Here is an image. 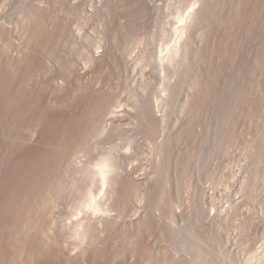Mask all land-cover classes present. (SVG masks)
<instances>
[{"label": "rangeland", "instance_id": "1", "mask_svg": "<svg viewBox=\"0 0 264 264\" xmlns=\"http://www.w3.org/2000/svg\"><path fill=\"white\" fill-rule=\"evenodd\" d=\"M144 1L13 0L0 8V70L16 75L15 84L32 99L30 104L25 100L28 110L24 102L18 107L21 117L0 112V119H13L0 120L4 174L16 163L43 166L37 155L50 152L53 132L73 121L76 129L84 133L83 125L94 135L77 141V164L92 163L112 150V176L130 187L125 193L121 182L113 185L116 206L92 217L98 240L82 244L89 252L83 254L84 264H264V0ZM205 5L212 14L205 13L207 18ZM182 14L188 18L183 26ZM38 19L49 40L27 37V28ZM27 58L36 66L23 81ZM97 101L104 102L97 106L99 118L90 107ZM146 102L154 119L149 118L160 122L155 138L140 118ZM14 129L25 135L17 137ZM68 175L69 190L73 178ZM82 179L86 184L88 179ZM63 193L54 200L71 209L75 194ZM152 195L161 203H152ZM73 216L65 223L78 219ZM64 235L60 232L59 241ZM36 262L29 264H47Z\"/></svg>", "mask_w": 264, "mask_h": 264}, {"label": "bare ground", "instance_id": "2", "mask_svg": "<svg viewBox=\"0 0 264 264\" xmlns=\"http://www.w3.org/2000/svg\"><path fill=\"white\" fill-rule=\"evenodd\" d=\"M126 1V0H125ZM135 1V0H133ZM144 1V0H143ZM194 1V0H193ZM201 1V0H200ZM203 1V0H202ZM124 2V1H123ZM145 2V1H144ZM206 2V1H204ZM210 2V1H209ZM213 2V1H212ZM141 3V2H140ZM191 3V2H190ZM189 3V5H190ZM197 3V2H196ZM196 3H194L196 5ZM208 3V1H207ZM205 3V4H207ZM128 4V3H127ZM142 5L144 3H141ZM203 4V3H202ZM212 4V3H210ZM129 5V4H128ZM140 6V4H138ZM137 5V6H138ZM208 5V4H207ZM207 5H205V9L203 14L206 16V14H210L211 10L209 11V6L206 7ZM113 6V5H112ZM117 6V4H116ZM126 6V5H125ZM192 7V5H190ZM194 6V5H193ZM124 7V6H123ZM129 7V6H128ZM127 7V8H128ZM135 7V6H134ZM195 7V6H194ZM204 7V6H203ZM202 7V8H203ZM121 8V7H120ZM189 8V6H188ZM212 8V7H211ZM124 9V8H123ZM134 9V8H133ZM187 9V8H186ZM143 10V9H142ZM185 10V9H184ZM190 10V9H189ZM188 10V12H189ZM128 11V10H126ZM191 11V10H190ZM193 11V10H192ZM122 12V11H121ZM137 11V15H138ZM187 12V11H186ZM210 12V13H209ZM127 13V12H126ZM192 13V12H191ZM206 13V14H205ZM203 14L201 13V15H199V18L203 17ZM207 14V15H208ZM124 15V14H123ZM133 15V14H132ZM136 15V17H137ZM141 15V14H140ZM189 15V13H188ZM196 15V14H195ZM212 15V14H210ZM185 16V14H184ZM202 16V17H201ZM204 16V19H205ZM217 16V15H216ZM128 17V16H126ZM195 17V16H194ZM212 17V16H211ZM219 17V16H218ZM186 19H188L187 17H185ZM183 17V14L181 15V18L179 19V24H183L184 21L186 20ZM198 18V17H196ZM198 18V20H199ZM207 18V16H206ZM217 18V17H214ZM35 19V18H34ZM132 19V18H131ZM136 19V18H135ZM190 19V18H189ZM223 19V18H222ZM134 20V19H133ZM35 21V20H34ZM38 25L39 21L41 23V20L38 19L37 20ZM131 21V20H130ZM200 21V20H199ZM206 21V20H205ZM213 21V20H212ZM197 22V21H196ZM36 23V25H37ZM43 23V22H42ZM133 23V22H132ZM198 23V22H197ZM178 24V25H179ZM181 24V25H182ZM186 24V22H185ZM196 24V23H195ZM35 25V24H34ZM32 26L33 28L36 26ZM42 25V24H41ZM40 25V26H41ZM124 25V24H123ZM133 25V24H132ZM203 25V24H202ZM36 26V30L31 27L27 28V37L29 35V39L33 40V38L37 39V40H41L42 41L47 37L45 35L44 32H42V27L43 26ZM177 26V25H176ZM183 26V25H182ZM191 26V25H190ZM196 26V25H195ZM59 27V26H58ZM57 27V28H58ZM129 27V26H128ZM180 27V26H179ZM197 27V26H196ZM65 28V27H64ZM123 28V27H122ZM1 29V28H0ZM32 29V30H31ZM44 29V27H43ZM128 29V28H126ZM177 29V28H176ZM179 29H184V28H178L177 33L179 32ZM190 29V28H189ZM62 30V28H61ZM65 30V29H63ZM125 30V29H124ZM3 31V29L1 30ZM126 32V31H125ZM172 32V31H171ZM3 33V32H2ZM59 33V32H58ZM165 33V32H164ZM180 34V33H179ZM1 35V33H0ZM171 35V34H170ZM45 38H44V37ZM174 35H172L173 37ZM182 36V34H181ZM181 36L179 38H181ZM2 37V35H1ZM43 37V38H42ZM183 37V36H182ZM177 38V37H176ZM175 38V39H176ZM47 39V38H46ZM51 39V38H50ZM116 39V38H114ZM39 40V41H40ZM49 40V39H47ZM47 40L46 42H42L43 44H47ZM45 41V40H44ZM113 41V40H112ZM36 42V41H35ZM51 42V41H50ZM115 42V41H114ZM40 43V42H39ZM180 43V42H179ZM38 44V43H37ZM45 44V45H46ZM52 44V43H51ZM114 44V43H113ZM42 45V44H41ZM123 45V44H122ZM178 45V44H177ZM48 46V45H47ZM46 46V48H47ZM110 46V45H109ZM117 46V45H116ZM30 48V47H29ZM45 48V47H44ZM43 48V49H44ZM176 48V47H175ZM107 51V50H106ZM175 51V49H174ZM50 52V51H49ZM53 52V51H52ZM171 52V50L169 51ZM168 52V53H169ZM167 53V54H168ZM174 53V52H173ZM176 53V52H175ZM104 54V53H103ZM117 54V53H115ZM30 56V55H29ZM171 56V55H168ZM172 56H174L172 54ZM104 57V56H103ZM165 57V56H164ZM163 57V60L164 59ZM167 57V56H166ZM165 57V58H166ZM25 58V57H24ZM23 58V60H24ZM31 58V56H30ZM111 58V57H110ZM170 58V57H169ZM173 59V57H171ZM33 59V58H32ZM35 59V58H34ZM108 59V58H107ZM167 59V58H166ZM100 61V60H99ZM116 61V60H115ZM114 61V62H115ZM167 61V60H166ZM173 61V60H172ZM60 62V61H59ZM103 62V61H101ZM106 62V61H105ZM118 62V61H117ZM169 62V60H168ZM16 63V62H15ZM14 63V64H15ZM24 63V69H25V74H22V80L24 81L25 78H27L26 76H29V73L32 71L33 67V60L27 58V60L23 61ZM109 63V62H108ZM107 63V64H108ZM111 63V62H110ZM165 63V62H164ZM171 63V62H169ZM11 64H13L11 62ZM11 66L12 67H16V66ZM105 64V63H104ZM21 65H23L21 63ZM20 65V67H18L19 65L17 64V68H21L22 66ZM101 65V64H100ZM99 65V66H100ZM114 65V64H113ZM2 66V65H1ZM38 67V66H37ZM45 67V66H44ZM3 68V67H2ZM6 68V67H4ZM40 68V67H39ZM99 68V67H98ZM103 68V67H102ZM23 69V68H22ZM21 69V70H22ZM23 69V70H24ZM165 69V68H164ZM163 69V70H164ZM14 69H11V72ZM17 70V69H16ZM41 70V69H40ZM9 70H0V112H4V114H12L14 115L19 114L21 112H18V109L21 108L19 106H22V104L26 103V101H28L27 99H25V90L21 87V84H19V86H17L15 84L16 79H18V77H16V75L14 77H16V79L11 75L10 72H8ZM23 72V71H22ZM37 72V71H36ZM12 73H17L12 72ZM35 74V73H34ZM113 74V73H112ZM20 76V75H19ZM68 76V75H67ZM72 76V75H71ZM33 77V76H31ZM105 77V76H104ZM30 79V78H29ZM74 79V78H73ZM77 80V79H76ZM21 81V80H20ZM19 81V83H20ZM45 81V80H44ZM67 81V80H66ZM69 81V80H68ZM72 81V80H71ZM78 81V80H77ZM76 81V82H77ZM53 82V81H52ZM51 82V83H52ZM217 82V81H215ZM25 83V82H24ZM35 83V82H33ZM50 83V84H51ZM56 83V82H53ZM74 83V82H73ZM72 83V84H73ZM78 83V82H77ZM80 83V82H79ZM99 83V82H98ZM18 84V83H17ZM57 84V83H56ZM182 84V83H181ZM180 84V85H181ZM27 85V83H26ZM42 85V84H41ZM44 85V84H43ZM54 85V84H53ZM67 86V85H66ZM72 86V85H71ZM56 87V86H55ZM59 87V86H58ZM68 87V86H67ZM80 87V86H79ZM92 87V86H91ZM173 87V86H172ZM29 88V87H28ZM60 88V87H59ZM82 88V85H81ZM90 88V87H89ZM176 88V86H175ZM179 88V87H178ZM200 88V87H199ZM56 89V88H55ZM75 89V88H74ZM205 89V88H204ZM58 90V89H57ZM56 90V91H57ZM60 90V89H59ZM63 90V89H62ZM65 90V89H64ZM77 89H75L76 91ZM82 90H86L82 88ZM45 91V90H44ZM71 91V90H70ZM81 91V89L79 90ZM90 91V89H89ZM92 91V90H91ZM95 91V90H94ZM204 91V90H203ZM207 91V90H206ZM210 91V89H209ZM52 92V91H51ZM61 92V91H60ZM77 92V91H76ZM96 92V91H95ZM94 92V93H95ZM99 92V91H98ZM177 92V91H176ZM242 92V90H241ZM240 92V93H241ZM53 93V92H52ZM80 93V92H79ZM38 94V93H37ZM81 94V93H80ZM79 94V95H80ZM86 94V93H84ZM172 94V93H171ZM174 94V93H173ZM210 94V93H209ZM55 95V93H54ZM69 95V94H68ZM103 95V94H102ZM40 96V95H39ZM83 96V95H82ZM90 96V95H89ZM98 96V95H97ZM101 96V94H100ZM37 97V96H36ZM41 97V96H40ZM55 97V96H54ZM75 97V96H74ZM106 97V96H104ZM176 97V95H175ZM218 97V96H217ZM216 97V99H217ZM27 98V97H26ZM66 98V97H65ZM81 98V97H80ZM97 100L98 98L95 97ZM238 98V97H237ZM47 99V98H46ZM101 99V97L99 98ZM177 99V98H176ZM240 99V98H239ZM32 100V99H30ZM30 100L28 101V103H32L30 102ZM66 100V99H65ZM70 100V99H68ZM67 100V101H68ZM73 100V99H72ZM76 100V99H75ZM85 100V99H84ZM94 100V99H91ZM207 100V99H206ZM214 100V99H213ZM238 100V99H237ZM36 101V99H35ZM39 101V100H38ZM51 101V100H50ZM71 101V100H70ZM95 101V100H94ZM100 101V100H98ZM98 101L94 103L95 106H89L91 107L92 111L93 109L97 110L100 109L99 105L101 102L99 103V105L97 104ZM197 101V100H196ZM203 100H199L197 102H201ZM217 101V100H216ZM219 101V100H218ZM24 102V103H22ZM48 102V101H47ZM204 102V101H203ZM214 102V101H213ZM241 102V101H240ZM93 103H91L93 105ZM21 104V105H20ZM60 104V103H59ZM81 104V103H80ZM86 104V103H85ZM88 104V103H87ZM196 104V103H195ZM202 104V103H201ZM103 105V104H102ZM101 105V107H103ZM28 106V107H27ZM76 106V105H75ZM86 106V105H85ZM99 106V107H97ZM19 107V108H18ZM25 109H29V105H24L22 106ZM27 107V108H26ZM34 107V106H33ZM37 107V106H36ZM95 107V108H94ZM97 107V108H96ZM150 107L149 104H147V102L145 103V106L142 107L141 109V121L143 123V125L146 126L147 123V128L146 130L149 131V134L153 135V138H155V134L157 133V129H158V124L160 122L157 121H152L151 119H154V117H150V115L152 116V113L150 112ZM191 107V106H190ZM22 108V109H23ZM31 108V106H30ZM51 108V107H50ZM85 108V107H84ZM104 108V107H103ZM108 108V107H106ZM111 108V107H110ZM194 108V107H193ZM35 109V108H34ZM78 109V108H77ZM81 109V108H80ZM192 109V108H191ZM199 109V108H198ZM20 111H22L21 109H19ZM105 110V109H103ZM100 113H102V111ZM98 111V112H97ZM95 113L96 115L99 113V110H97ZM103 111V112H107ZM114 111V110H113ZM131 111V110H130ZM18 112V113H17ZM24 112V111H23ZM29 112V111H28ZM31 112V111H30ZM83 112V111H82ZM89 116L90 114H92V112L89 110ZM94 113V112H93ZM111 114L114 112H110ZM116 113V112H115ZM9 114V115H10ZM23 114V113H22ZM21 114V115H22ZM103 114V113H102ZM108 114V113H106ZM105 114V115H106ZM20 115V117H21ZM26 115V114H25ZM95 115V114H94ZM93 115V117H94ZM95 115V117H96ZM104 115V114H103ZM101 115V116H103ZM155 115V114H154ZM2 116V115H0ZM8 116V115H7ZM88 116V117H89ZM99 115H97L98 117ZM107 116V115H106ZM112 116V115H111ZM10 117V116H9ZM6 117V118H9ZM23 117V116H22ZM78 117V116H77ZM92 117V116H91ZM151 119H150V118ZM5 117L3 116L4 119ZM5 118V120H6ZM24 118V117H23ZM81 118V117H80ZM86 118V117H85ZM99 118V117H98ZM148 118V119H147ZM0 119V120H1ZM10 119H12V117H10ZM63 119V118H62ZM76 119V118H75ZM87 119V118H86ZM95 119V118H94ZM93 119V120H94ZM102 119V118H101ZM104 119V118H103ZM9 120V119H8ZM7 120V121H8ZM13 120V119H12ZM15 120V119H14ZM77 120V119H76ZM75 120V122H76ZM84 120V118H83ZM89 120V119H88ZM96 120V119H95ZM99 120V119H98ZM108 120V119H107ZM151 120L152 123H150L149 121ZM6 121V122H7ZM66 121V120H65ZM69 121V120H68ZM67 121V122H68ZM86 121V125L88 123V126L90 125L89 123H91L90 121L87 122ZM3 122V121H2ZM5 122V123H6ZM82 122V121H81ZM80 122V124L82 125V123ZM94 121H92L93 124ZM157 122V123H156ZM69 123V122H68ZM66 123V125H64L65 127H63L64 129L60 128L59 130L56 131H52L54 134L52 135L50 140V143L53 145V148L50 152L48 151L46 153V151L44 152V150L42 151L43 153H40L39 159L41 162H43V166L42 163L40 161L41 166H39V164L36 162L34 163H28L26 162V164H20V163H16V164H12L11 169L9 172H6L4 174L3 169V165L5 166V164H2V162L4 161V157L3 155H0V173L3 175V177L1 176V178H3L2 181V189H3V194H2V202H1V206H0V244L3 243V246L0 245V262H2L3 264H29L32 263V261H38L36 263H41V262H53L52 264H84L83 263V258L84 255H86V250H84L85 248L82 247L86 244V240L89 242V244H91L94 240L97 241L98 240V225L94 224L91 219L94 215L99 213H108L110 210L112 211V208H114L116 205H114L115 203H111V201H115L112 200V198L114 197V195L112 194L113 189H111V187L113 185L117 186L120 185L121 180L118 178H113L112 176V172H113V167L116 165L115 161L116 159H113V154H112V150L110 151H106V154H102L96 159V161H92V163H88V164H84V165H79L77 164V160H75L77 154H79L80 151L77 147V145L79 146V141H86L87 139L91 138L93 135V132H91V128H89V131L87 133L86 127H83V125L81 126L84 129V133L81 132L80 130L76 129L73 125L75 123H73V121L71 122L72 124H68ZM76 124L78 125L79 122H76ZM85 124V123H84ZM91 124V125H92ZM99 124V123H98ZM109 124V123H108ZM76 125V126H77ZM94 125V124H93ZM92 125V126H93ZM101 125V124H100ZM99 125V126H100ZM161 125V124H160ZM2 126V124H1ZM7 126V125H6ZM9 126V125H8ZM11 126H13L11 124ZM79 126V125H78ZM91 126V127H92ZM95 126L98 127V125ZM94 126V127H95ZM15 127V126H14ZM13 127V128H14ZM17 127V126H16ZM20 127V126H18ZM59 127V126H58ZM80 127V128H81ZM6 128V127H5ZM12 128V129H13ZM102 128V126H101ZM29 129V128H28ZM55 129V128H54ZM58 129V128H57ZM96 129V128H94ZM160 129V128H159ZM158 129V130H159ZM4 130V129H3ZM10 130V129H9ZM15 130V129H14ZM99 130V128H98ZM102 130V129H101ZM104 130V129H103ZM16 135L19 138H22L25 134L23 132V130H18L16 129ZM11 132V130H10ZM103 132V131H101ZM100 132V133H101ZM147 132V131H146ZM5 133V132H4ZM26 133V132H25ZM83 133V134H82ZM15 134V133H14ZM24 134V135H23ZM31 134V133H30ZM29 134V135H30ZM52 134V133H51ZM50 134V135H51ZM28 135V133H27ZM92 135V136H91ZM151 135V136H152ZM10 136V135H8ZM7 137V135L5 136ZM16 137V136H14ZM96 137V136H95ZM27 138V137H26ZM25 138V140H26ZM87 138V139H86ZM18 139V138H16ZM15 139V141H16ZM3 140V139H2ZM90 140V139H89ZM7 141V140H6ZM20 141V140H19ZM24 140H21V142ZM78 141V142H77ZM83 141V143H84ZM5 142V140H4ZM20 142V143H21ZM26 142V141H24ZM77 142V143H76ZM89 142V141H88ZM17 143V142H16ZM76 143V144H75ZM50 144V145H51ZM81 144V142H80ZM23 145V144H22ZM49 145V144H48ZM76 145V146H75ZM171 147V146H170ZM169 147V148H170ZM1 148V147H0ZM83 148V147H82ZM165 148V147H164ZM3 149V148H2ZM78 149V150H77ZM8 150V149H7ZM41 150V149H40ZM49 150V149H48ZM74 150V151H73ZM90 150V148H89ZM168 150V149H167ZM166 150V151H167ZM39 151V150H38ZM73 151V152H72ZM91 151V150H90ZM3 152V150L1 151ZM86 152V151H85ZM89 152V151H88ZM168 152V151H167ZM166 152V153H167ZM170 152V151H169ZM5 153V152H4ZM99 154V153H98ZM163 154V153H162ZM168 154V153H167ZM171 154V153H170ZM169 154V155H170ZM35 155V154H34ZM84 155V153H83ZM86 155V154H85ZM91 155V154H90ZM164 155V154H163ZM97 156V154H96ZM171 156V155H170ZM10 157V156H8ZM82 157V156H81ZM167 157V156H166ZM86 158V157H85ZM90 158V157H89ZM163 158V157H162ZM34 159V158H33ZM78 159V158H77ZM94 159V158H93ZM23 160V159H22ZM89 160V159H88ZM169 160V159H168ZM21 161V160H20ZM24 161V160H23ZM166 161V160H164ZM79 162V161H78ZM81 162V160H80ZM83 162V160H82ZM114 162V163H113ZM14 163V162H13ZM168 163V162H167ZM83 164V163H82ZM118 164V163H117ZM161 165H166L165 164H161ZM167 166V165H166ZM162 167V166H161ZM165 167V166H164ZM160 168V166H159ZM163 168V167H162ZM168 168V167H167ZM116 169V168H115ZM114 169V170H115ZM8 170V169H7ZM167 171V169H165ZM158 171V170H157ZM161 171V170H160ZM164 171V170H163ZM165 171V172H166ZM162 172V171H161ZM114 172V176H115ZM124 173V172H123ZM160 173V172H159ZM68 174L71 175V177L73 178L71 180V184H70V191L66 188L68 186H66V182L64 181V176H67ZM122 174V173H121ZM165 174V173H164ZM80 175L81 180H79L77 177ZM117 175L119 176V172L117 173ZM126 175V174H125ZM69 176V175H68ZM117 177V176H115ZM127 177V176H126ZM169 177V176H168ZM88 179L86 184H85V180L82 179ZM121 178V177H120ZM161 178V177H160ZM166 177H164L165 179ZM122 179V178H121ZM125 179V178H124ZM128 179V178H127ZM126 179V180H127ZM159 179V178H158ZM1 180V179H0ZM84 180V181H83ZM125 180V181H126ZM131 180V178H130ZM161 180V179H160ZM163 180V178H162ZM89 181V182H88ZM128 181V180H127ZM84 182V186L86 185V187H83V183ZM134 182V181H133ZM163 182H166L163 180ZM138 183V182H137ZM167 183V182H166ZM163 183V184H166ZM66 184V185H65ZM88 184V185H87ZM123 186L121 188L124 189L125 193L127 190L130 189L129 186L123 184L121 182ZM127 184V183H126ZM130 185V184H129ZM113 186V187H115ZM133 186V185H131ZM166 186V185H165ZM129 187V188H128ZM162 187H164L162 185ZM153 188V187H152ZM20 189L23 190L22 194H20L19 196L17 195L18 191H21ZM116 189V188H115ZM122 189V190H123ZM166 189V188H165ZM165 189H159V190H165ZM1 190V189H0ZM65 190H67V193L70 195L75 194V197L73 198V205L70 204V206H73L71 209L66 208V206L62 207V205H58V203H56V201L54 200V196L55 194H62L63 192H65ZM117 190V189H116ZM133 190V189H132ZM131 190V191H132ZM69 191V192H68ZM123 191V193H124ZM136 191V189H135ZM80 192H82L80 194ZM155 192V190H154ZM160 192V191H159ZM159 192H155L154 195L155 197H159L157 194H159ZM1 193V192H0ZM122 193V194H123ZM136 193V192H135ZM163 193V191H162ZM165 193V192H164ZM163 193V194H164ZM167 193V191H166ZM165 193V195H166ZM64 194V193H63ZM62 194V195H63ZM150 195V193H148ZM152 194V193H151ZM65 195V194H64ZM72 195V196H73ZM113 195V196H112ZM125 194H123L124 196ZM162 196V195H161ZM160 196V198H161ZM63 197V196H62ZM65 197V196H64ZM126 197V196H125ZM149 197V196H148ZM155 197H153V202L154 203V199ZM66 198V197H65ZM166 198V197H165ZM124 199V198H123ZM159 199V198H158ZM117 200V199H116ZM127 200V199H126ZM124 199V201H126ZM160 200V199H159ZM162 201V200H161ZM161 201H156L155 202H159L161 203ZM165 201V199H164ZM168 201V200H167ZM170 201V200H169ZM119 203V202H118ZM167 203V202H166ZM67 204V203H66ZM129 204V203H128ZM118 205V204H117ZM169 205V204H168ZM171 206V205H170ZM67 207H69L67 205ZM166 207V205H165ZM164 207V208H165ZM170 208V207H169ZM168 209V208H167ZM77 210V211H76ZM115 210V209H114ZM120 210V209H119ZM171 210V209H170ZM118 211V210H117ZM77 212V213H76ZM123 212V211H122ZM6 213H9L8 215H6ZM4 214V215H3ZM74 216H73V215ZM6 215V216H5ZM69 215V216H68ZM78 217L73 218V221H68L70 222L69 224L65 221L67 220V218L72 219L70 216L73 217ZM81 215H83V217H80ZM109 215V214H108ZM107 215V216H108ZM111 216V215H110ZM115 216V215H113ZM112 216V217H113ZM90 220L88 222H86L87 219ZM99 218V217H98ZM116 219V217H114ZM113 218V219H114ZM68 219V220H69ZM77 219V220H76ZM96 219V218H94ZM106 219H108L105 216L104 221H107ZM111 219V220H113ZM86 220V221H85ZM101 220V218H100ZM111 220H109L111 222ZM98 221V220H97ZM109 221L107 223H109ZM92 222V223H91ZM99 223V222H98ZM106 223V222H105ZM112 224V223H111ZM97 226V227H96ZM111 226V225H110ZM113 227V225H112ZM107 228V227H106ZM67 230V231H66ZM109 230V229H108ZM110 231V230H109ZM60 232L62 234H65L64 236L66 237L65 239L62 236L63 239L61 241H59V238L57 237ZM66 232V233H63ZM105 232V231H104ZM111 232V231H110ZM109 233V232H108ZM112 234V233H109ZM108 234V235H109ZM106 238V237H105ZM104 238V239H105ZM113 238V237H112ZM67 239H71L72 243H68ZM90 239V240H89ZM66 240V241H65ZM70 240V241H71ZM103 240V239H102ZM64 241V242H62ZM100 241V240H99ZM98 241V242H99ZM106 241V240H105ZM2 242V243H1ZM87 242V243H88ZM103 242V241H102ZM109 242V241H108ZM85 243V244H84ZM84 244V245H82ZM95 244V243H94ZM97 244V243H96ZM102 244V243H101ZM100 244V245H101ZM103 245V244H102ZM106 245V244H105ZM195 245V244H194ZM93 246V245H92ZM98 246V245H97ZM108 246V245H107ZM81 248V253H76V255H74L73 252H76L74 249H78ZM86 247V246H85ZM100 247V246H99ZM114 247V246H113ZM120 247V246H119ZM124 247V246H123ZM122 247V248H123ZM147 247V246H146ZM79 248V249H80ZM88 248V247H87ZM121 248V249H122ZM99 249V248H98ZM113 249V248H112ZM111 249V250H112ZM148 249V248H146ZM97 250V248H96ZM104 250V249H103ZM116 250H119L118 248ZM69 251V253L67 252ZM105 251V250H104ZM125 251V250H124ZM112 252V251H111ZM118 252V251H117ZM137 252V251H136ZM89 254V252H87ZM105 253V252H104ZM119 253V252H118ZM116 253V254H118ZM204 253V252H203ZM115 254V253H113ZM135 254V253H134ZM112 255V254H111ZM119 255V254H118ZM121 255V254H120ZM83 256V257H82ZM117 256H115L116 258ZM120 257V256H119ZM150 257V256H148ZM113 258V257H111ZM147 258V256H146ZM144 258V259H146ZM174 262V261H172ZM35 263V262H34ZM33 263V264H34ZM173 264V263H172Z\"/></svg>", "mask_w": 264, "mask_h": 264}, {"label": "built area", "instance_id": "3", "mask_svg": "<svg viewBox=\"0 0 264 264\" xmlns=\"http://www.w3.org/2000/svg\"><path fill=\"white\" fill-rule=\"evenodd\" d=\"M10 3L12 4L13 3V0H0V8H4L8 5H10ZM42 6V5H41ZM47 8V6H46ZM3 21L5 22L4 18L2 17Z\"/></svg>", "mask_w": 264, "mask_h": 264}]
</instances>
